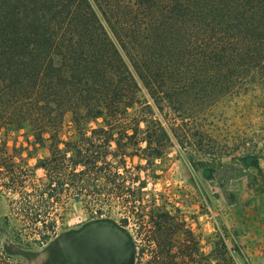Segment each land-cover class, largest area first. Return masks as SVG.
<instances>
[{"label":"trees","instance_id":"1","mask_svg":"<svg viewBox=\"0 0 264 264\" xmlns=\"http://www.w3.org/2000/svg\"><path fill=\"white\" fill-rule=\"evenodd\" d=\"M76 1L0 0V127L26 122L35 131L48 129L51 139L49 156L38 164L45 171L39 186L23 189L27 170L12 159L5 164L4 185L8 193L17 192L18 198L9 200L10 212L3 217V223L8 229L6 233L21 246H41L55 235L70 198L84 197L85 201V196L91 194L89 190L98 193L107 186L121 190L117 181L120 166H113L108 159L116 152L109 149L112 142L119 148L130 142H144L142 152L147 161L160 155L171 142L160 121L152 116L151 104L142 105L143 114L133 116L131 126L124 123L126 110L134 103L139 88L130 65L160 111L169 103L181 112L184 97L192 106H198L247 95L264 112V22L259 28L245 18L232 22L233 11L223 12L224 0H205L200 9L199 0H171L168 12H178L183 18L191 13L197 17L194 32L184 34L187 37L198 34L190 41L193 54L185 57L178 40L168 46L170 38L165 39L167 42L163 40L160 47L155 44L144 47L147 38L138 32L129 38L134 50L137 45L140 47L138 55H134L114 26L119 22L105 14V21L125 51L129 65L89 1ZM236 1L244 11L255 10L264 0ZM134 2L136 6L148 7L162 4L161 0ZM204 10L219 14L220 24L225 26L216 30L213 20L200 18ZM261 13L264 19V10ZM250 27L253 32L247 30ZM245 31L252 35H246ZM187 58L190 61L186 63ZM153 66H157L158 74L153 73ZM156 75L158 79L154 78ZM56 97L60 100L58 104ZM254 99H259V104ZM52 104L53 108L55 105L62 108L59 118L63 108L72 111L79 129L82 121L87 123L100 116L103 125L89 132L80 129L77 140L63 142L64 148H60V140L54 134L59 125L53 121ZM81 106L85 109L83 113L79 112ZM140 119L145 124L143 130L139 127ZM127 127L132 129L131 133L126 131ZM114 128L118 130L114 132ZM139 130L143 135L138 136ZM174 135L180 142V136L176 132ZM260 137L264 143V125ZM124 138L126 144L122 143ZM247 159H253V152ZM125 189L130 191L128 187ZM147 227L137 264H143L142 255L147 256L145 264H235L221 239L210 253L199 255L191 232L184 230L192 239L191 244L183 243L177 237L183 229L181 225L160 210L154 211ZM180 249L186 254L182 255ZM0 264H14L3 250Z\"/></svg>","mask_w":264,"mask_h":264},{"label":"rangeland","instance_id":"2","mask_svg":"<svg viewBox=\"0 0 264 264\" xmlns=\"http://www.w3.org/2000/svg\"><path fill=\"white\" fill-rule=\"evenodd\" d=\"M88 1L129 65L125 51L105 21V14L112 21L119 22L114 26L134 55H138L140 47L137 45L134 50L129 38L138 32L147 38L144 47L154 44L160 47L163 40L167 42L165 39L170 38L168 46L172 47L174 40H178L185 57L193 54L190 41L198 34L189 37L184 34L194 32L197 17L191 13L187 16L190 18H183L178 12H168L171 0H161L162 4L150 7L136 6L134 0H100L98 4L97 0ZM199 1L197 7L200 9L205 0ZM112 4L118 7L111 9ZM222 7L224 13L233 11L232 22L245 18L255 27L263 26L261 11L264 10V1L255 10L243 11L236 0H224ZM203 12L200 18L213 20L216 30L225 26L220 24L219 14L208 10ZM199 30L197 27V33ZM247 30L254 31L252 27ZM125 32L129 35L125 36ZM246 35L252 34L246 32ZM189 61L187 58L186 63ZM130 68L139 88L134 103L126 110L124 123L132 124L130 119L133 116L143 114L142 105L151 104L152 116L160 121L171 142L160 155L149 161L144 159L142 152L144 142L126 144L124 138L122 143L126 146L120 148L112 142L109 149L116 152L108 159L112 160L113 166H120L117 181L121 190L107 186L98 193L89 190L91 194L85 196V201L84 197L70 198L56 234L41 246L26 247L16 244L5 231L8 229L3 217L10 212L9 200L18 198L17 192L8 193L4 185L5 164L12 159L22 170H27L23 189L39 186L45 178V171L38 164L50 154V131H35L26 122L1 126L0 250L8 254L14 264H137L138 250L145 244L147 221L155 210H160L173 216L181 225L183 229L177 237L182 238L183 243L191 244L192 239L184 230L191 232L199 255L210 253L221 239L235 264H264V143L260 137L264 112L261 107L251 103L247 95L225 97L198 106H192L184 97L181 112L174 110L169 103L160 111L131 65ZM152 71L158 74L157 66H153ZM144 72L149 73L148 69ZM154 78L158 79V76ZM57 99L56 104L60 101ZM258 100L254 99L257 104ZM53 105V121L59 125L54 134L57 133L60 148H64L63 142L77 140L80 129L89 132L103 125L100 116L87 123L82 121L79 129L72 111L63 108V115L59 118L58 112L62 108L57 109L56 105L53 108ZM79 110L83 113L85 109L81 106ZM139 127L145 128L143 119H140ZM118 128H114V132ZM142 130L138 131V136L143 135ZM126 131L131 133L132 129L127 127ZM174 132L180 136V142ZM122 152H126L124 156ZM251 152L253 159L249 161L247 156ZM109 237L116 243H111ZM180 253L186 254L183 249ZM146 258L142 255L143 264Z\"/></svg>","mask_w":264,"mask_h":264},{"label":"crops","instance_id":"3","mask_svg":"<svg viewBox=\"0 0 264 264\" xmlns=\"http://www.w3.org/2000/svg\"><path fill=\"white\" fill-rule=\"evenodd\" d=\"M109 241H110L111 243H113V242L116 243V241L112 240L110 237H109Z\"/></svg>","mask_w":264,"mask_h":264}]
</instances>
